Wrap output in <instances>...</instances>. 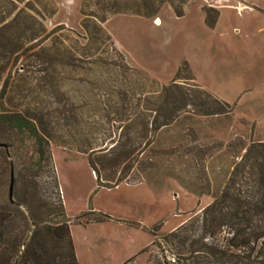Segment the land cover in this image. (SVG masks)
I'll use <instances>...</instances> for the list:
<instances>
[{
  "label": "rangeland",
  "instance_id": "rangeland-1",
  "mask_svg": "<svg viewBox=\"0 0 264 264\" xmlns=\"http://www.w3.org/2000/svg\"><path fill=\"white\" fill-rule=\"evenodd\" d=\"M114 1L126 12L107 13L113 0H0V107L46 113L51 122L61 106L75 115L82 123L56 131L68 141L67 148L49 146L69 225H85L100 212L124 226L69 227L84 264L91 262L96 238L117 237L96 263L117 264L145 239L144 248L149 245L151 229L166 233L199 214L246 146L264 142V0H149L154 11L149 17L131 13L139 0ZM179 8L182 16L175 17L173 10ZM102 16L109 41L90 30L94 18ZM83 20L88 30L82 29ZM44 69L51 74L44 76ZM178 69L181 79L175 83L189 97L199 103V91L205 92L231 112L202 116L186 106L174 122L146 134L150 143L137 159L147 164L144 171L137 173L134 166L127 183L96 189L86 156L74 147L83 138L99 143L102 134L93 133V122L97 131L115 130L117 123L102 117V104L115 102L119 89L130 104L150 100ZM125 113L130 121L123 126L135 125L140 122L135 116L146 114ZM71 128L81 132L77 143L65 131ZM7 187L2 178L0 199ZM127 228L144 236L127 242ZM154 251L149 248L125 264H149Z\"/></svg>",
  "mask_w": 264,
  "mask_h": 264
},
{
  "label": "trees",
  "instance_id": "trees-1",
  "mask_svg": "<svg viewBox=\"0 0 264 264\" xmlns=\"http://www.w3.org/2000/svg\"><path fill=\"white\" fill-rule=\"evenodd\" d=\"M139 1L141 3L131 13L151 16L152 3ZM177 1L182 4L188 0ZM106 7L107 13L126 12L118 9L114 0ZM173 13L175 17L182 16L180 8ZM104 22L103 16L94 18L90 30L109 41L101 28ZM81 27L88 30V22L83 20ZM183 66L186 68L185 62ZM123 67L127 69L124 63ZM50 72L42 70L46 77ZM178 79H181L179 69L175 79L162 86L150 100L137 98L130 104L119 89L115 93L117 102L108 100L102 104V117L106 123H117L115 130L97 131L98 122H93L90 127L93 133L102 134L99 143L83 138L81 144L74 147L76 152L86 156L96 189H111L127 183L134 166L139 167L134 168L137 173L144 171L147 164L137 159L150 143L146 134L151 136L174 122L186 111V106L198 109L196 112L202 116L231 112L228 104L202 91L199 93L203 99L196 102L175 83ZM2 95L3 92L0 99ZM61 107L54 122L46 113L0 107V180H7L9 186L12 177L11 200L8 187L0 199V264H77L49 146L67 148L68 141L64 135L56 133L57 127H75L82 122ZM129 110L146 114L142 119L136 115L134 120L140 122L135 125L132 122L123 126L130 121L125 113ZM110 113L115 117L110 118ZM65 131L72 136L73 143L78 142L80 130ZM25 142L29 146L25 147ZM98 216L89 222L109 218L101 213ZM149 234L153 240L137 254L155 248L147 260L149 264H264V142H250L246 146L222 188L211 196V202L199 214L166 233H159V228L155 227Z\"/></svg>",
  "mask_w": 264,
  "mask_h": 264
},
{
  "label": "crops",
  "instance_id": "crops-1",
  "mask_svg": "<svg viewBox=\"0 0 264 264\" xmlns=\"http://www.w3.org/2000/svg\"><path fill=\"white\" fill-rule=\"evenodd\" d=\"M96 187V186H95ZM93 211V210H92ZM97 213H100V212H97ZM102 214V213H101ZM105 215V214H104ZM109 218L108 219H105L103 220L102 222H98V223H93V222H90V223H87L85 225H70L69 227H72V226H77V227H81L83 229L85 228H89V227H93V226H97V225H100V224H103V223H112V224H117L118 227H122L123 224H120L119 222L115 221V217H110L108 216ZM135 224L138 223L139 226V229H141L143 226L135 221L134 222ZM124 227V226H123ZM126 229V228H125ZM129 228H127V231H128ZM126 231V230H125ZM132 232H126V236H125V239L127 240V242H131L132 240H134V238L140 236V235H143L144 234L142 232H139L137 231V229H132L131 230ZM70 232V231H69ZM115 234V233H114ZM135 234V235H134ZM137 234V235H136ZM121 236V235H120ZM71 238V236H70ZM116 239L117 237L116 236H112L110 239L108 238L107 240L106 239H102V238H96V240L94 241V247L91 249L92 251H90L89 254H91L90 256V264H96L98 262H102L105 258L104 256L106 254H104V252L108 251L110 248H112L113 246H115V244L117 243L116 242ZM71 241H72V246H73V250H74V255H75V259H76V262L77 264H84L85 261L82 260V257H79L78 253H77V248H76V245L73 241V239L71 238ZM147 244V240L145 239L142 243H140L137 247L134 248V250L128 255V257H126L125 259H123L122 261L118 262L117 264H122L124 263L128 258H131L133 256H136ZM86 245L84 246V248L86 249ZM82 248V250L84 249ZM84 249V250H85ZM87 249L89 250V247H87Z\"/></svg>",
  "mask_w": 264,
  "mask_h": 264
},
{
  "label": "water",
  "instance_id": "water-1",
  "mask_svg": "<svg viewBox=\"0 0 264 264\" xmlns=\"http://www.w3.org/2000/svg\"><path fill=\"white\" fill-rule=\"evenodd\" d=\"M11 196H12V177L10 178V183L8 186V199L11 200Z\"/></svg>",
  "mask_w": 264,
  "mask_h": 264
}]
</instances>
